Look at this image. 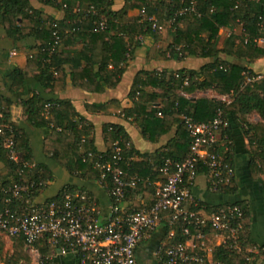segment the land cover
Listing matches in <instances>:
<instances>
[{"label": "trees", "instance_id": "1", "mask_svg": "<svg viewBox=\"0 0 264 264\" xmlns=\"http://www.w3.org/2000/svg\"><path fill=\"white\" fill-rule=\"evenodd\" d=\"M40 3L65 12V19L57 21L34 8L30 0H0V32L4 31L15 47L19 43H32L33 53L28 55L24 69L14 68L3 76L6 89L16 93L22 89L25 81L34 79L44 89L64 91L67 88L68 67L71 68V80L75 89L104 93L107 89L116 88L122 81L125 68L121 65L131 52L130 47L139 48L143 38H162L165 40L173 31V42L163 53H170L176 60L211 59L212 63L200 71L180 70L159 72H140L135 79L131 97L135 101L134 115L141 118L147 110L150 101L145 88L153 86L163 91L162 95H151L152 102L161 97L166 99L165 106L155 117L145 120L143 134L149 132V127L155 125L157 133L164 134L177 124L181 133L180 142L185 148V157L179 159L173 153H163L158 158L153 155L139 163H133L134 149L122 128L109 126L104 135L109 144L108 152H112L113 144L120 141L125 162L124 169L131 176L142 179L138 189L128 194V198L145 201L143 206L151 207L155 202L156 187L154 178L160 176L159 169L167 160L181 162L190 153V142L182 116L193 117L198 122L213 121L219 111L229 121L222 137H231L230 121H240L247 127L253 160L250 166L253 177L264 172V81L250 86H244L245 74L255 75L252 70L239 64L253 63L264 58V0H244L237 4L235 0H197L198 14L179 15L184 6L180 0H126L121 11H114V0H38ZM145 9L147 17H155L163 26V32L153 30L152 24L142 17ZM139 11V16L127 21L130 12ZM175 20V21H174ZM106 21V29L99 30L100 23ZM174 21V22H173ZM242 27L240 34H232L220 48V31L226 28ZM56 35L61 42L58 49L51 52L56 41ZM0 36V41H1ZM263 40V43H259ZM78 44L82 48L75 50ZM9 57L0 44V66ZM235 61L236 63H232ZM84 63L86 66L84 67ZM112 66V69H109ZM97 68V69H96ZM203 77V81L197 78ZM86 82V83H85ZM213 89L221 95H235L234 101L227 105L216 100H188L176 95L181 90L192 94L197 90ZM12 101L0 91V125L4 134L0 135V161L4 169L0 170V210L9 197L7 191L14 182L24 175L37 183H46L50 178L48 169L35 165L30 140L20 126L12 120ZM51 109L47 110V106ZM24 114L34 128L51 127L52 134L45 141V153L64 166L72 174H79L89 181H99V172L89 164L82 162L81 147L85 151L97 153L92 140L89 139L91 128L87 127L69 101H44L39 95L22 103ZM91 109V107H88ZM257 113L263 120L262 124L250 125L245 118L248 114ZM161 113V118L158 114ZM82 125V126H81ZM13 132L16 149L22 160L30 165L23 168L10 159L5 148L6 140ZM228 139V140H229ZM227 140V139H226ZM179 147V143H175ZM231 145L219 143L217 153L224 159V164L233 167L231 162ZM151 160L153 163H151ZM154 161L157 162L154 167ZM208 168L200 165L198 174H208ZM13 180L10 181V178ZM233 180V179H232ZM233 181L226 187H220L217 192H231ZM46 186L42 189L44 191ZM74 190L66 186L64 190ZM38 190L33 198H38L42 192ZM141 192L143 197L141 198ZM59 193V194H60ZM55 197L51 199H55ZM142 206V207H143ZM132 207L136 208L133 204ZM136 208L138 210L142 209ZM203 209L201 208H198ZM217 209L206 208L207 212ZM169 236L171 228L169 220L163 219L161 225ZM176 236L169 239L170 244L188 241L178 225ZM18 242L15 252L7 264H19L25 259L22 239ZM168 245V246H169ZM26 246V245H25ZM27 247V246H26ZM42 255L51 252L47 244L37 246ZM247 256L220 246L213 250V264H243ZM264 259V257H262ZM29 261V260H27ZM31 261V260H30ZM29 261V262H30ZM29 262H27L29 264Z\"/></svg>", "mask_w": 264, "mask_h": 264}, {"label": "built area", "instance_id": "2", "mask_svg": "<svg viewBox=\"0 0 264 264\" xmlns=\"http://www.w3.org/2000/svg\"><path fill=\"white\" fill-rule=\"evenodd\" d=\"M235 1L239 4L244 0ZM180 3L184 6L179 15H200L197 0H180ZM141 14L152 24L153 30L163 32L157 18L147 17L145 9ZM106 27V21H102L99 30ZM60 42L56 35L51 52L58 49ZM245 77L244 86L264 81V73L253 76L246 73ZM50 109L51 105H48L47 110ZM182 121L191 139L190 153L181 162L167 160L159 169L162 182L156 187L155 202L151 207L143 206L138 210L129 203L128 194L138 189L142 179L131 176L124 169L123 148L120 141H116L111 153L82 152V162L99 172L100 185L108 189L111 208L105 220H101V214L87 192L66 189L55 199L39 202L33 194L42 191L46 183H37L20 175L7 191L9 197L0 210V233L22 239L33 264H53L58 256H71L75 264H138V246L151 238L166 218L171 228L169 239L176 236L175 228L179 225L189 240L167 246L162 264H206L205 242L212 234L223 238V246L229 250L246 255L243 264H261L264 245H245L246 212L242 206H218L210 213L199 210L197 205L188 207L192 205L191 186L199 175L201 164L208 168L207 177L214 192L230 185L234 177L233 168L224 164V159L217 153L229 121L222 111L210 122H198L188 116H182ZM3 129L0 125V135L5 133ZM10 135L5 142L10 159L23 168H30L16 149L12 131ZM44 243L51 249L48 255H42L37 247Z\"/></svg>", "mask_w": 264, "mask_h": 264}, {"label": "crops", "instance_id": "3", "mask_svg": "<svg viewBox=\"0 0 264 264\" xmlns=\"http://www.w3.org/2000/svg\"><path fill=\"white\" fill-rule=\"evenodd\" d=\"M155 1V0H150ZM32 6L43 11L57 21L65 19V12L56 8L46 6L38 0H30ZM126 0H114V11H121ZM139 16V11L129 13L127 21H132ZM242 27L224 28L220 31L221 48L226 39L232 34H240ZM173 31L165 40L158 37L143 38L139 48H131L126 56V61L121 65L125 68L121 83L114 89H107L104 93L90 92L89 90L75 89L71 80V68L68 67L67 88L64 91H51L44 89L40 83L34 79L25 81L22 89L16 93H10L5 86L3 76L6 72L14 69H24L27 64V57L33 51L31 50L32 43H19L15 47L14 42L8 38L4 31L0 32L1 47L9 57L0 66V91L3 95L10 98L13 105L11 108L12 120L17 123L20 128L28 136L35 165H41L48 169L50 178L46 182V189L37 198V201L42 202L57 196L66 186L74 187V190H82L87 192L92 198L96 209L101 214V220H105L110 213L111 200L108 189L100 185L99 181H89L81 177L79 174H72L55 161L50 155L44 151L45 141L52 134L51 127L34 128L29 124L28 117L24 114L22 103L30 100L34 95H39L44 101H69L79 115V119H84L82 125L91 128L89 139L93 141L95 148L99 153L108 151L109 144L104 135L105 129L109 126L122 128L128 137L129 145L134 149L132 157L133 163H139L147 157L156 155L158 158L163 153H173L179 159L185 157L184 145L180 142L181 133L179 127L174 125L172 129L164 134L157 133L159 130L155 125L149 127V132L143 134V125L146 119L155 117L156 114L165 106L166 99L157 98L152 102L151 95H162L163 91L160 88L148 86L145 88L149 95L147 101L150 103L147 110L141 118L137 119L134 115L135 101L131 97L133 85L136 76L144 72H163V71H180V70H195L200 71L203 67L212 63L211 59H194L176 60L171 57L170 53L166 56L163 53L168 49L173 42ZM82 48L81 44L74 47L75 50ZM232 63H236L232 61ZM242 66L252 70L254 73H264V58L257 60L251 64L240 62ZM86 64L84 63V67ZM97 69V68H96ZM109 69H112L110 66ZM197 81H203V77L197 78ZM86 83V82H85ZM176 95L184 97L188 100L209 99L216 100L222 103H232L235 95H221L213 89L197 90L192 94H187L181 90L176 91ZM88 107H91L88 108ZM159 117V116H158ZM161 117L157 118L160 119ZM250 125H259L263 123L261 117L253 112L245 118ZM81 125V126H82ZM231 137L221 138V145L227 143L231 145V162L234 170L233 189L231 192H214L209 185L208 177L205 173L198 175L193 185L191 186L192 205L203 208H215L218 206L237 204L243 207L246 212V220L244 222V241L245 245L263 246L264 245V172L253 177L250 166L253 160V152L250 144V136L247 135V127L238 121L231 120ZM227 139V140H226ZM229 139V140H228ZM179 143V147L175 143ZM81 147V153L83 152ZM151 163L152 160H151ZM157 162L154 161L156 167ZM5 165L0 161V170L4 169ZM137 176V175H135ZM138 177V176H137ZM13 177L10 178V181ZM162 179L159 176L154 178L153 186L157 187L161 184ZM140 197H143L141 192ZM129 203L136 208H141L145 201H137L133 198H128ZM18 242L15 239L9 238L5 234L0 233V264H7L15 252ZM169 236L166 235L165 229L160 226L156 233L148 239L140 243L136 251L138 264H162L163 251L170 244ZM223 246V238L212 234L205 242L204 257L206 264H213V250ZM25 259L19 264H32L33 260L28 252V248L23 245ZM29 260V261H27ZM264 264V259L263 262ZM261 263V264H262ZM53 264H75L73 257L58 256L54 259Z\"/></svg>", "mask_w": 264, "mask_h": 264}, {"label": "rangeland", "instance_id": "4", "mask_svg": "<svg viewBox=\"0 0 264 264\" xmlns=\"http://www.w3.org/2000/svg\"><path fill=\"white\" fill-rule=\"evenodd\" d=\"M33 260V259H32ZM34 263V261L32 262V264Z\"/></svg>", "mask_w": 264, "mask_h": 264}]
</instances>
